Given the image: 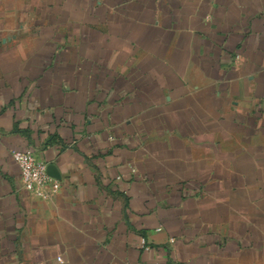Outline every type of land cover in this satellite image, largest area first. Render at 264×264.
<instances>
[{
	"label": "crops",
	"instance_id": "obj_1",
	"mask_svg": "<svg viewBox=\"0 0 264 264\" xmlns=\"http://www.w3.org/2000/svg\"><path fill=\"white\" fill-rule=\"evenodd\" d=\"M0 264H264V0H0Z\"/></svg>",
	"mask_w": 264,
	"mask_h": 264
},
{
	"label": "built area",
	"instance_id": "obj_2",
	"mask_svg": "<svg viewBox=\"0 0 264 264\" xmlns=\"http://www.w3.org/2000/svg\"><path fill=\"white\" fill-rule=\"evenodd\" d=\"M13 158L19 165L22 186L32 196L49 199L60 191L61 181L49 173L48 163L40 159L34 150H15ZM141 243L149 249L145 237H142Z\"/></svg>",
	"mask_w": 264,
	"mask_h": 264
},
{
	"label": "water",
	"instance_id": "obj_3",
	"mask_svg": "<svg viewBox=\"0 0 264 264\" xmlns=\"http://www.w3.org/2000/svg\"><path fill=\"white\" fill-rule=\"evenodd\" d=\"M48 171H49V173L52 175V176H55L56 177V171L54 170V167H53V165H49L48 166Z\"/></svg>",
	"mask_w": 264,
	"mask_h": 264
}]
</instances>
